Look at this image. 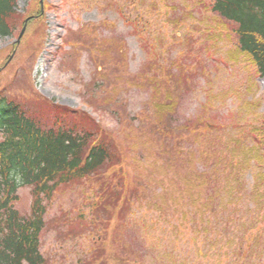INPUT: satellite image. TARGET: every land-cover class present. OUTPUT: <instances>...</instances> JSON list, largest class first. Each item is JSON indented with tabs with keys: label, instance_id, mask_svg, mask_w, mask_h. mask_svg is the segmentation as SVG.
Segmentation results:
<instances>
[{
	"label": "rangeland",
	"instance_id": "obj_1",
	"mask_svg": "<svg viewBox=\"0 0 264 264\" xmlns=\"http://www.w3.org/2000/svg\"><path fill=\"white\" fill-rule=\"evenodd\" d=\"M211 3L212 0H43L44 19L36 21L35 32L27 37L29 49H22L20 62L7 66L0 76L10 80L18 72L14 80L20 86L27 78L22 63L30 65L33 84L40 94L54 103L92 112L110 130L120 132L127 147L126 169L131 180L126 204L121 201L119 208L108 204L115 206L123 192L115 173L62 185L51 201H45L46 227L41 241L50 264H229V258L220 257L224 251L237 263L239 246L249 241V234L258 232L257 227L242 225L251 214L244 211L248 206L251 209L254 202L248 195L238 205V211H223L219 220L212 217L206 226L195 224L190 218L184 222L178 204L182 194L178 189L167 192L171 171L167 168V147H162L167 141L153 142V135L137 120L139 115L153 114L148 107L151 86H139L144 72L165 80L167 65L170 67L174 60L183 68L174 65L170 74L178 78L185 73L188 78L176 87L180 119L202 113L229 127L240 122L248 128V124L260 122L264 116V78L252 61L239 52L233 25H223ZM37 6L33 0L18 3L23 14H30ZM90 25L97 26L96 36H87L78 51L63 44L67 38L74 40L68 36L70 30ZM17 38L0 36L3 56ZM109 41L120 45L125 53L123 58L119 49L114 50L109 57L114 58L111 65L99 55L101 48L89 49ZM37 47L40 54L34 61L31 55ZM154 63L165 68L155 70ZM111 67L113 73L123 75L120 80L113 73L109 82L103 79L101 72L109 73L107 69ZM111 82L117 83L113 93ZM5 83L0 81V85ZM92 85L95 89H90ZM160 88L163 96L166 87ZM106 96L111 98V104L106 101L96 109L97 99L103 101ZM121 103L125 109L118 108ZM115 110L121 116H116ZM120 119L133 121L136 130L127 124L120 126ZM253 171L250 168L242 179L245 194L254 183ZM110 186L112 191L104 196ZM19 197L16 207L29 217L34 199L32 188L20 187ZM185 200L189 197L185 196ZM191 207L196 210L195 205H188L187 209ZM236 214L243 220H235ZM255 219L263 226L261 216Z\"/></svg>",
	"mask_w": 264,
	"mask_h": 264
},
{
	"label": "trees",
	"instance_id": "obj_2",
	"mask_svg": "<svg viewBox=\"0 0 264 264\" xmlns=\"http://www.w3.org/2000/svg\"><path fill=\"white\" fill-rule=\"evenodd\" d=\"M33 1L37 3V9L23 14L18 9L19 0H0L1 37L19 35L18 29L23 28L27 18L30 19L29 25L32 24L30 29L28 25L23 38L25 42L22 40L25 45L18 46L11 65L20 62L22 49H29L30 46L27 37L35 32L36 21L44 19L40 0ZM121 7L124 9V6ZM211 9L222 19L223 25H233L232 32L238 39L239 52L252 61L264 78V0H212ZM97 30V26L93 25L78 31L70 30L68 36L74 40L67 38L65 44L74 46V50L78 51V45L84 43L87 36H96ZM41 36L43 38L45 32ZM108 44L100 42L89 46V49L101 48L99 55L105 57L109 65L114 59L109 57L116 49L125 58L120 45H111L112 41ZM16 47L17 42L8 49L6 56L1 51L0 67L3 70L7 68L4 67L5 63ZM39 51L37 47V51L31 55L34 61ZM174 65L183 68L181 63L172 61L170 67L167 65L165 80L156 74L149 76L144 72V81L139 86L147 88L146 84H150L153 88L152 91L150 88L148 99V107L153 114L137 116V120H141L140 127L145 126L148 133L153 135V142L161 144L159 141H167L162 143V147H167V168L171 171L167 177V192L178 189L183 198L178 202L182 209V220L188 222L190 218L202 226L211 223L212 217L219 220V214L223 211H238L244 197L250 196L254 201L252 208L248 206L244 213L251 214L246 217V225L243 221L242 225L245 228L257 227L258 232L249 234V241L239 246L241 252L236 253L237 263L225 251L219 254L221 259L229 258V264H264V169L258 167H264V116L260 122L248 124V128L240 122L232 123L233 127H229L202 113L180 119L177 113L180 98L176 94V87L182 86L180 84L188 81V78L185 73L186 76L180 74L178 78L173 77L169 69L171 71ZM23 66H26L28 75L22 87L23 83L18 86L14 80L18 72L10 80H3L0 76V81L6 82L0 85V264H50L42 251L41 241L46 227L45 201H51L62 185L82 182L92 176L100 179L107 173H115L122 182L123 192L120 191L115 206L108 204L119 208L121 201L128 198L126 194L131 191V180L126 169L127 147L120 132L110 130L89 112L54 103L40 94L32 81V66ZM159 67L165 68L153 64L155 70ZM107 71L109 73L101 72V76L104 74L103 79L109 82L112 67ZM113 74L118 80L123 76L119 72ZM111 84V92H115L117 83ZM160 85L166 87L163 96L160 95ZM91 88L95 89L94 85ZM104 88H107L106 85ZM110 97L106 96L103 101L97 99L95 108L103 107L106 101L111 104ZM100 103H103L101 107ZM118 108L125 109V106L121 103ZM114 114L121 116L118 110ZM132 123L120 119V126L127 124L135 131ZM219 143L223 147L219 148ZM200 163L204 165H197ZM250 168L255 169L254 183L251 191L245 194L242 179ZM26 185L32 187L34 197L30 217L23 216L16 208L18 190ZM109 188L104 196L112 191V187ZM185 196L189 200H185ZM188 205H195L196 210L193 211L192 207L187 209ZM255 216L262 217L263 226L258 224ZM234 218L239 222L243 220L239 214Z\"/></svg>",
	"mask_w": 264,
	"mask_h": 264
},
{
	"label": "water",
	"instance_id": "obj_3",
	"mask_svg": "<svg viewBox=\"0 0 264 264\" xmlns=\"http://www.w3.org/2000/svg\"><path fill=\"white\" fill-rule=\"evenodd\" d=\"M25 30H26V27H24V29H23V31H22V33H21L20 37H19V41L21 40V37L23 36V34H24Z\"/></svg>",
	"mask_w": 264,
	"mask_h": 264
}]
</instances>
